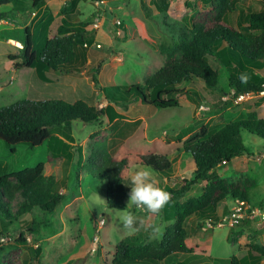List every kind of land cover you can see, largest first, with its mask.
Listing matches in <instances>:
<instances>
[{
  "label": "rangeland",
  "instance_id": "374dc122",
  "mask_svg": "<svg viewBox=\"0 0 264 264\" xmlns=\"http://www.w3.org/2000/svg\"><path fill=\"white\" fill-rule=\"evenodd\" d=\"M161 1L82 0L74 12H69L68 18L73 25L86 24L87 32L94 33L96 41L87 50L86 62L77 64L79 73L61 75L52 71L47 74L48 83L41 81L34 69L17 67L21 60L13 59L19 58L24 48L26 28L33 32L44 27L52 17L48 33L57 34L63 17L61 10L70 5V0L49 1L32 14L25 26L13 18L0 21V108L24 99H62L72 103L83 100L102 109L110 100L108 93L115 87L120 101V106H114L120 115L116 128L108 119L89 124L72 123L74 146L80 148L84 158L80 164L77 151L73 152L71 161L49 162L47 143L31 148L24 143L9 146L0 140V176L45 162L46 175L58 177V191L66 196L55 213L49 215L35 208L6 231L0 219V233L5 234L0 236V264L5 257L8 264H113L115 247L120 241L128 238L139 243L160 240L165 229L174 223L165 220L164 208L159 214H150L133 205L123 211L109 208L105 197L107 179L94 175L89 159L103 153L126 158L128 178L138 169H147L156 186L169 193L170 188L181 186L183 179L191 178L195 170L194 160L186 152V142L191 136L203 127L218 131L230 123L247 119L249 101L257 95L237 102L229 88L227 70L218 67L212 58H209L212 67L219 70L220 89L228 94L213 93L201 80L193 78L177 86L180 91L177 108L161 110L144 104L137 100L134 91L121 98L124 88L145 85L146 80L166 64L163 47L173 45L180 30L204 8L200 0H166L168 9L163 15L155 4ZM263 4V0H239L234 23L240 12L259 11ZM117 21L122 22L120 28ZM35 41L41 42L38 34ZM257 74L264 76V70ZM93 76L98 84H94ZM258 97H264V93ZM202 105L204 110H200ZM257 115L264 119V101ZM133 122L138 123L135 131L129 130L126 137H120L124 125ZM242 137L243 145L254 157L236 158L216 172L244 191L246 204L251 207L247 214L253 218L237 225L205 226L207 220L218 223L222 216L231 214L238 204L229 200L222 202L211 218L195 215L186 223L188 243L208 264L216 259H219L217 264H226L233 256L243 258L253 243L264 248V139L246 131L242 132ZM150 155L169 158L173 162L172 174L165 177L143 166L141 159ZM203 188L204 185L194 187L183 201L199 196ZM126 212L134 214L137 229L134 232L120 224V216ZM102 219L105 223L100 228L98 223ZM31 224L36 230L34 234L26 233ZM154 228L159 231H153ZM21 232L26 234L25 245L17 242ZM29 248L42 250L40 260H35L26 250ZM165 264L176 263L171 259Z\"/></svg>",
  "mask_w": 264,
  "mask_h": 264
},
{
  "label": "trees",
  "instance_id": "16d2710c",
  "mask_svg": "<svg viewBox=\"0 0 264 264\" xmlns=\"http://www.w3.org/2000/svg\"><path fill=\"white\" fill-rule=\"evenodd\" d=\"M49 1L52 0H0V21L13 18L24 26L32 14ZM81 1L70 0V5L61 10L63 17L55 35L48 33L52 17L44 27H38L33 32L26 28L24 48L19 58L13 59L21 60L17 67L34 69L37 77L46 83L49 82L47 74L52 71L61 75L79 73L77 64L86 62L87 50L96 41V35L87 32L86 24L73 25L68 18ZM200 1L204 8H200L190 24L180 30L173 45L163 47L166 64L149 77L145 85L124 88L120 92L121 98L134 91L137 100L144 104L161 110L177 108L180 94L177 86L193 78L201 80L213 93L228 94L220 89L219 70L212 67L209 58L218 67L227 70L229 88L235 92L234 97L243 93L257 96L249 101L247 119L230 123L218 131L203 127L187 140L186 152L194 160L195 170L191 178L183 179L181 186L169 189L172 196L164 207V217L166 221L174 223L165 229L160 240L139 243L136 239L128 238L120 241L115 247L113 264H163L166 259L178 254H191L193 250L187 246L189 235L186 229L189 218L195 215L211 218L222 202L247 201V196L238 185L231 184L216 171L236 158L254 157L243 145L242 132L264 139V119L257 115V109L264 101V97H258L264 92V76L257 74L264 70V4L259 11L240 12L234 23L239 0ZM155 4L165 15L168 2L162 0ZM37 34L41 39L39 43L35 41ZM242 73L247 76L245 83L240 80ZM93 82L98 84L96 76H93ZM115 89L108 93L110 100L102 109L90 106L83 100L72 103L62 99H24L1 107L0 140L9 146L24 143L31 148L47 143L49 162L71 161L73 152L77 151L80 164L84 158L80 148L74 146L72 123L81 121L89 124L108 119L116 128L120 115L114 106H120V101ZM137 124L126 123L120 137H126L129 130L135 131ZM89 161L93 165L94 175L107 179V206L126 210V196L131 190L128 187L131 181L127 176L128 159L103 153L100 157L92 156ZM140 162L165 177H169L173 171V162L166 156L150 155ZM46 168L47 164L41 162L35 167L0 176V219L5 231L35 208L49 215L55 213L66 199L58 191V177L46 175ZM201 185L204 188L199 196L183 201L187 193ZM26 230V233L36 232L32 224ZM4 235L0 233V236ZM17 242L25 245L26 234L21 232ZM26 250L34 255L36 261L40 260V248ZM262 259L264 248L253 243L244 258L233 256L225 262L263 264ZM2 262L9 263L6 257Z\"/></svg>",
  "mask_w": 264,
  "mask_h": 264
},
{
  "label": "clouds",
  "instance_id": "9594fccd",
  "mask_svg": "<svg viewBox=\"0 0 264 264\" xmlns=\"http://www.w3.org/2000/svg\"><path fill=\"white\" fill-rule=\"evenodd\" d=\"M242 83L247 81L246 74L240 75ZM131 190L129 193V205L135 206L136 209L143 208L150 214H159L161 210L168 204L170 194L160 187H157L151 179V173L147 169H138L132 176L130 181ZM123 211V210H121ZM120 224L123 228L136 231V219L132 212H126L120 216ZM153 231H159L154 228Z\"/></svg>",
  "mask_w": 264,
  "mask_h": 264
},
{
  "label": "built area",
  "instance_id": "2783aa9c",
  "mask_svg": "<svg viewBox=\"0 0 264 264\" xmlns=\"http://www.w3.org/2000/svg\"><path fill=\"white\" fill-rule=\"evenodd\" d=\"M100 2V1H99ZM98 23V22H97ZM118 25V27L120 28V26L122 25L121 21H117L116 23ZM95 28H98V25H95ZM120 33V32H119ZM232 93V97H234L235 92H231ZM264 93V92H263ZM252 95L254 94H241L238 95L235 98V100L237 102H244L245 100H248ZM226 100V97L224 98ZM200 110H204L203 105L200 107ZM172 195L170 194V197ZM237 206L234 207L232 209L231 214H228L226 216H222V218L219 220L218 223L214 222L212 219L205 221V226H208L210 228H212L214 226V224L216 226H221L224 223H230L231 225H237L239 223H242L243 220H246L248 218H253L252 216L248 215L247 212L251 209V207L249 205L246 204V202H242L241 201H237ZM105 223L104 219H102L99 223H98V227L101 228V226H103Z\"/></svg>",
  "mask_w": 264,
  "mask_h": 264
},
{
  "label": "crops",
  "instance_id": "0c3cea01",
  "mask_svg": "<svg viewBox=\"0 0 264 264\" xmlns=\"http://www.w3.org/2000/svg\"><path fill=\"white\" fill-rule=\"evenodd\" d=\"M27 24V23H26ZM25 24V25H26ZM24 25V26H25ZM187 246L190 248V249H192V247L190 246V244L188 243V241H187ZM193 250V252H191V254H178V255H176V256H173V257H170V258H168V259H166L164 262H163V264H165L168 260H174L175 261V263L176 264H186V262L187 261H189L190 262V264H205V263H209V262H205V259H204V257L203 256H201L199 253H197V249H192ZM195 250V251H194ZM178 256V257H177ZM181 256H186L185 257V259H183ZM241 258V257H240ZM244 258V257H243ZM242 259V258H241ZM207 260V259H206ZM218 260L219 259H216L215 261H214V263L213 264H217L218 263ZM228 260V259H227ZM176 261H178V262H176ZM222 261H224V260H222ZM262 261H263V264H264V260L262 259Z\"/></svg>",
  "mask_w": 264,
  "mask_h": 264
}]
</instances>
